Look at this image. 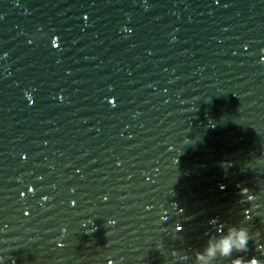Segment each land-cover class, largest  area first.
I'll return each mask as SVG.
<instances>
[{"label": "water", "instance_id": "1", "mask_svg": "<svg viewBox=\"0 0 264 264\" xmlns=\"http://www.w3.org/2000/svg\"><path fill=\"white\" fill-rule=\"evenodd\" d=\"M254 261L264 0H0V262Z\"/></svg>", "mask_w": 264, "mask_h": 264}, {"label": "clouds", "instance_id": "2", "mask_svg": "<svg viewBox=\"0 0 264 264\" xmlns=\"http://www.w3.org/2000/svg\"><path fill=\"white\" fill-rule=\"evenodd\" d=\"M246 242H247V241H246V239H245V243H246ZM0 264H2V262H0ZM253 264H261V262H259V261H254Z\"/></svg>", "mask_w": 264, "mask_h": 264}]
</instances>
